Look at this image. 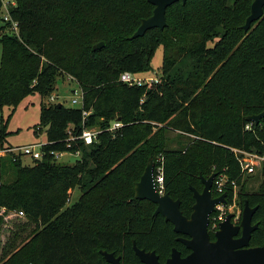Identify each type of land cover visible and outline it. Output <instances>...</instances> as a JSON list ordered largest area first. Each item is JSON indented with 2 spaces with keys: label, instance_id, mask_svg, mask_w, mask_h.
Here are the masks:
<instances>
[{
  "label": "trees",
  "instance_id": "1",
  "mask_svg": "<svg viewBox=\"0 0 264 264\" xmlns=\"http://www.w3.org/2000/svg\"><path fill=\"white\" fill-rule=\"evenodd\" d=\"M9 1L11 20L0 25V109H14L39 93V129L46 128L47 141L43 157L32 163L20 155L0 157V171L4 160L14 171L13 179L0 184V264H109L103 250L120 255L124 264H138L134 241L162 259L174 247L185 255L180 234L155 214L156 204L135 197L150 158L155 167L162 158L165 193L181 201L186 216L195 202L190 186L202 191L201 176L227 174L238 195L257 206L253 220L259 228L251 244L264 243V183L259 191L243 192L232 150L263 152L264 128L245 127L249 115L264 109V16L243 28L253 0L178 1L168 7L164 29L135 38L142 20L153 14L149 0ZM100 41L104 46L94 49ZM159 45L164 60L158 82L120 81L125 71L151 69ZM184 56L192 61L188 74L168 75ZM59 78L83 89V107L45 102ZM84 111L90 112L85 120ZM119 118L125 124L115 135L102 131L93 144L71 139L84 127L105 128ZM175 131L182 147L170 149L174 139L168 134ZM5 136L0 129V148L13 146L5 145ZM52 151L83 156L69 165ZM76 186L82 194L65 206ZM8 211H22L37 230L34 244L27 239L12 253L1 249Z\"/></svg>",
  "mask_w": 264,
  "mask_h": 264
},
{
  "label": "water",
  "instance_id": "2",
  "mask_svg": "<svg viewBox=\"0 0 264 264\" xmlns=\"http://www.w3.org/2000/svg\"><path fill=\"white\" fill-rule=\"evenodd\" d=\"M154 5L153 14L142 20L141 24L131 38L143 36L152 28L164 29L167 26L166 12L169 6L178 1L187 0H149ZM264 16V0H253L251 13L247 17L243 28L247 31L255 21ZM104 42L96 43L93 48L99 49ZM264 101V93H263ZM61 105V103H59ZM264 119V109L258 114L247 117L248 121L258 124ZM120 120V118L118 119ZM155 161L150 158L139 181L135 185V197L147 199L156 204L155 214H162L167 221L173 224L175 232L187 237H179L191 253L182 257L177 248L172 249L171 256L165 263L159 261L155 251H146L133 242V248L141 262L145 264H264V245L257 247L249 246L252 232L259 227L253 223V216L257 207H251L246 201L242 218L239 224L232 221L233 214H228L225 221L215 233L216 240L211 241L209 234L210 216L216 209L215 205L226 201V194L213 197L212 186L216 173L209 177L201 176L204 185L202 191L190 186L193 191L195 202L190 216L181 211V201L174 199L169 193L160 194L156 189L154 179ZM240 234L239 237H237ZM102 254L111 264H122L121 258L113 252L103 250Z\"/></svg>",
  "mask_w": 264,
  "mask_h": 264
},
{
  "label": "rangeland",
  "instance_id": "3",
  "mask_svg": "<svg viewBox=\"0 0 264 264\" xmlns=\"http://www.w3.org/2000/svg\"><path fill=\"white\" fill-rule=\"evenodd\" d=\"M231 2L234 0H230ZM5 12V9H3ZM3 23L0 20V25ZM5 32V30H3ZM0 31L1 33H4ZM7 31V30H6ZM212 44V42H210ZM1 54H2V45L0 44V64H1ZM164 60V49L162 45H159L155 50L151 58V69L139 73L138 75L142 77H153L156 74L160 75V71L163 65ZM192 66V61H190L188 56H184L179 60L177 66L168 74L171 77L176 76L178 70H182L185 75L188 74ZM78 85L76 82H72L66 79L59 78L55 94L58 95L56 103H64L66 106H73L72 98V89L77 88ZM41 96L39 93L31 94L23 98L14 109L4 106L0 109V129H5V145L21 146L28 143H36L47 141L46 128L41 127L39 129L40 122V106H41ZM47 102V98L44 99ZM178 132H170L169 137L173 138L174 141L169 145L170 149H177L182 147L183 140L181 136L178 135ZM83 154L73 153V152H62L57 156V159L60 163L72 165L76 160L82 157ZM4 160V159H3ZM24 163H32L33 159L26 156L23 157ZM3 163V162H2ZM1 163V165H2ZM4 167L2 165L1 182L9 181L14 177V171L8 162L4 160ZM243 184L245 185L243 192H254L259 191L261 185L260 180L256 176H246L243 179ZM242 184V185H243ZM136 185V183H135ZM242 188V186H241ZM241 190V189H240ZM82 194L78 186L69 190L66 194L67 202L65 206L72 205L75 201L78 200ZM236 206L233 207V210L238 211L244 209L246 198L242 195H238L236 201ZM5 223L1 232V249H4L8 253H12L14 249L19 247L25 240L30 239L31 244L35 243L33 239L34 233L37 231L35 225L30 222L24 214H19L16 211H8L4 216ZM23 223H29L26 225L24 230H21ZM4 247V248H3Z\"/></svg>",
  "mask_w": 264,
  "mask_h": 264
},
{
  "label": "built area",
  "instance_id": "4",
  "mask_svg": "<svg viewBox=\"0 0 264 264\" xmlns=\"http://www.w3.org/2000/svg\"><path fill=\"white\" fill-rule=\"evenodd\" d=\"M9 3L14 4V1L5 0L3 3V7L0 10V20L2 21H10L11 16L9 14ZM5 9V12H3ZM13 29L15 32H18V25L17 22L13 21ZM72 78V77H71ZM160 80V75L156 74L153 77H142L138 74H135L130 71H125L120 75V81L125 82L129 85H144L155 83ZM72 104L73 106L83 107L84 104V91L78 85L77 88H73L72 90ZM58 95L54 92L47 98V102L49 103H56ZM90 112L84 111V120L89 115ZM124 122L121 120H113L111 124L105 128H101L99 126H92V127H84L81 134L77 137H72L71 139L79 138L84 141L85 144H93L98 139V135L102 131H107L115 135L117 131L124 126ZM254 125H260L264 128V122H259L256 124L253 121H248L245 125L246 129L252 130ZM263 143V152L254 151V150H245V149H238L233 148L241 167V172L244 177L246 176H256L260 182L264 183V137L262 139ZM45 143L43 142H36L25 144L21 146H8L4 148H0V157H3L8 154L12 155H20L23 157H30L31 159H40L43 157L44 153L42 151V147ZM56 157L62 153L58 151H52ZM79 153V152H77ZM16 159V157H14ZM161 163L154 167V179L156 184V189L160 194L165 193V178H164V167L162 158L159 160ZM156 166V165H155ZM1 184V179H0ZM233 191L232 199L228 196L229 191ZM212 194L213 197H219L222 194H226V201L220 202L215 205L216 209L210 216V227L212 231H217L220 228V224L226 220L228 214L232 213L234 218L232 219L233 223L236 224L239 222L240 218V210L235 211L233 207L236 206V199L238 197V186L235 180H230L227 174L217 173L215 174L213 186H212ZM19 214H23V212H19Z\"/></svg>",
  "mask_w": 264,
  "mask_h": 264
},
{
  "label": "flooded vegetation",
  "instance_id": "5",
  "mask_svg": "<svg viewBox=\"0 0 264 264\" xmlns=\"http://www.w3.org/2000/svg\"><path fill=\"white\" fill-rule=\"evenodd\" d=\"M251 28V27H250ZM251 207H257V206H251ZM257 211V210H256ZM242 212H243V209L242 210H240V216H239V218H240V220H239V222L238 223H236L235 225H237V224H239L240 223V221H241V218H242ZM255 214V213H254ZM254 217V216H253ZM234 218V216L232 217V219ZM253 223L255 224V223H258V222H254V220H253ZM259 225V224H258ZM259 228V227H258ZM257 228V229H258ZM257 229H255V230H257ZM254 230V231H255ZM218 231V230H217ZM253 231V232H254ZM253 232H252V234H253ZM215 233H216V231L214 232V231H212L211 230V227H210V223H209V234H210V238H211V241H215L216 240V237H215ZM240 236V234L237 236V237H239ZM179 237H187V236H184V235H182V234H180L178 237H177V239L179 238ZM251 238H252V235H251ZM179 240V239H178ZM180 241V240H179ZM181 243H183L182 241H180ZM184 244V243H183ZM185 245V244H184ZM264 245V243L263 244H259V245H252L251 244V239H250V243H249V246H246V247H257V246H263ZM186 246V245H185ZM174 248H176V247H174ZM186 248H187V246H186ZM187 253L185 254V255H183L182 254V252H181V255H182V257H185V256H187L188 254H190L191 253V249H189V248H187ZM147 251V250H146ZM152 251H155V250H152ZM156 252V251H155ZM114 253V252H113ZM171 253H172V251H171ZM171 253H170V255L167 257V258H165V259H162L157 253V255L159 256V261L161 262V263H165L166 262V260L171 256ZM115 254V253H114ZM115 256H119L120 258H121V263L122 264H124L123 263V261H122V257L120 256V255H116L115 254ZM139 258V257H138ZM140 260V259H139ZM107 261V260H106ZM108 262V261H107ZM109 263V262H108ZM109 264H111V263H109ZM133 264H136V263H133ZM138 264H145V263H143V262H141V260H140V262L138 263Z\"/></svg>",
  "mask_w": 264,
  "mask_h": 264
},
{
  "label": "crops",
  "instance_id": "6",
  "mask_svg": "<svg viewBox=\"0 0 264 264\" xmlns=\"http://www.w3.org/2000/svg\"><path fill=\"white\" fill-rule=\"evenodd\" d=\"M28 144H30V143H28ZM23 159V158H22ZM24 161V160H23Z\"/></svg>",
  "mask_w": 264,
  "mask_h": 264
}]
</instances>
